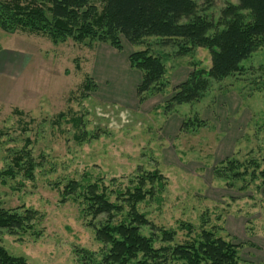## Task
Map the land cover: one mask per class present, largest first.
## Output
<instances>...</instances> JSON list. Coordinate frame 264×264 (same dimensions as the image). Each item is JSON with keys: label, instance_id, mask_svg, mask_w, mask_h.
I'll list each match as a JSON object with an SVG mask.
<instances>
[{"label": "rangeland", "instance_id": "obj_1", "mask_svg": "<svg viewBox=\"0 0 264 264\" xmlns=\"http://www.w3.org/2000/svg\"><path fill=\"white\" fill-rule=\"evenodd\" d=\"M228 2L236 0H198L214 19ZM120 40L118 51L104 43L92 48L72 41L52 44L42 35L0 29V168L8 161V149L24 145L40 161L32 180L19 176L0 182L4 207L32 208L40 217L31 234L18 237L0 230V246L26 264H81L77 248L94 253L97 263L101 244L86 224L89 218L76 202L61 201L62 188L70 179H101L108 186L115 179L124 186L140 169L165 178L162 193L137 206L149 220L177 229L178 241L186 234L178 230L180 222L197 230L203 225L240 244L237 264H264L261 178L250 181L247 175L229 187L212 175L214 166L229 158L252 159L264 169V46L241 62L240 73L213 84L206 98L191 104L193 113L181 119H193L195 113L201 119L199 114L214 110L216 99H223L215 122L201 119L205 124L188 130L181 122L177 132L168 134L163 105L148 111L141 105L145 101L139 104L136 98L141 74L129 66L128 56L142 46ZM154 42L149 39L165 66L190 60ZM193 59L204 68L210 65L205 48L196 49ZM88 75L96 91L83 89ZM189 105L182 104L176 113L190 112ZM72 118L80 124L75 126ZM82 131L98 137L78 141Z\"/></svg>", "mask_w": 264, "mask_h": 264}, {"label": "trees", "instance_id": "obj_2", "mask_svg": "<svg viewBox=\"0 0 264 264\" xmlns=\"http://www.w3.org/2000/svg\"><path fill=\"white\" fill-rule=\"evenodd\" d=\"M0 29L42 35L52 44L72 41L92 48L104 43L121 51L123 37L133 47L142 46L128 56L129 66L141 74L135 88L139 104L165 94L170 87L163 56L152 51L149 39L160 48L175 49V56L190 55V72L172 87L171 96L163 104V112L168 115L179 105L201 101L213 84L240 73L241 62L264 46V0L228 2L216 19L201 9L198 0H0ZM198 48L208 50V68L193 59ZM83 89L96 91L90 75L86 76ZM194 115L193 119L183 120V130L205 124ZM72 122L78 126L81 121L72 118ZM87 137L97 139L98 133L88 135L82 131L76 136L78 141ZM7 158L0 168L3 184L19 176L32 180L40 166L26 145L8 149L4 159ZM138 170L124 186L116 184L115 179L110 181L111 186L101 179H70L62 188L61 201L72 200L80 206L83 217L89 218L86 224L92 228L94 239L101 244L95 264L238 263L240 244L225 240L213 230L203 225L197 230L180 222L178 230H185L186 234L185 239L178 241L177 229L158 226L139 212V203L162 193L165 178L157 171ZM212 175L229 187L247 175L250 181L261 178L264 195V169L260 170L255 160L225 159L214 166ZM39 218L32 208H6L0 202V230L8 235L34 233ZM74 253L84 261L81 264H94V253L81 248ZM0 264H26V260L0 246Z\"/></svg>", "mask_w": 264, "mask_h": 264}, {"label": "crops", "instance_id": "obj_3", "mask_svg": "<svg viewBox=\"0 0 264 264\" xmlns=\"http://www.w3.org/2000/svg\"><path fill=\"white\" fill-rule=\"evenodd\" d=\"M16 59V58H15ZM172 60V59H171ZM21 59L18 60V63H20ZM172 62V61H171ZM185 63V64H184ZM182 65H179L178 67L177 64H175V62L173 61L170 64H166V67H169V70L167 69V78L169 79L170 82V88L168 93L165 95H155L153 97H151L150 99H148L147 101H145V103L141 104L142 106H145L146 109H148V111H150L151 109H153L152 107L154 106H161L165 103V101L171 96L172 93V87H174L175 85L179 84L180 82L184 81L188 75V73L190 72V68L187 66V60L186 62H184ZM18 65V64H17ZM176 67V68H175ZM206 98V97H204ZM203 98V99H204ZM201 99V101L203 100ZM200 101V102H201ZM223 99H216V108L214 110H209L206 109L202 114L200 115V118L203 120L208 121L209 123L211 122H215L214 118L217 117V108L223 106ZM210 100L208 101V103L205 105L209 106ZM222 105H221V104ZM182 105H179L175 108V111L168 114L167 115V123L165 126V133L171 134L173 133V131H178L181 125V122L183 119V117L189 116L190 113L192 114V110H191V104L189 106H187L186 108H188L190 110V112H186V113H182V114H177L176 111L178 110V108H180ZM186 106V105H185ZM214 106V105H213ZM204 107V108H205ZM176 113V114H175Z\"/></svg>", "mask_w": 264, "mask_h": 264}]
</instances>
